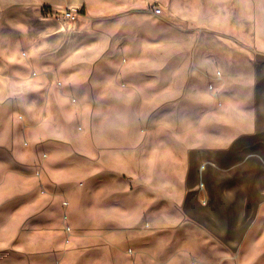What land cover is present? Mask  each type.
Returning <instances> with one entry per match:
<instances>
[{"label":"rangeland","instance_id":"374dc122","mask_svg":"<svg viewBox=\"0 0 264 264\" xmlns=\"http://www.w3.org/2000/svg\"><path fill=\"white\" fill-rule=\"evenodd\" d=\"M43 2L0 0V6L21 10L29 21L24 54L66 79L55 85L65 112L56 123L71 134L66 145L32 144L18 133L20 105L0 104V141L17 142V152L0 147V264H264L258 157L231 173L211 171L184 207L178 176L185 146L193 164L215 160L228 168L255 153L264 160L263 145L243 134L238 145L261 149L194 148L246 129L251 120L237 115L238 105L262 112L264 0H100L93 11L68 5L81 10L73 21L55 18L67 6ZM221 94L259 101L228 104L227 114L205 108L197 118V107L218 106L210 97ZM24 106L36 122L34 101ZM111 126L128 129L117 136L128 143L139 128L141 154L147 158L148 145L155 154L154 178L146 159L140 167L132 162L130 146L101 156V142L116 137L101 133ZM51 149L59 152L52 162ZM106 162L124 173L101 183ZM208 184L211 195L201 200L212 220L202 224L194 196L206 195Z\"/></svg>","mask_w":264,"mask_h":264},{"label":"crops","instance_id":"0c3cea01","mask_svg":"<svg viewBox=\"0 0 264 264\" xmlns=\"http://www.w3.org/2000/svg\"><path fill=\"white\" fill-rule=\"evenodd\" d=\"M43 3L50 4L54 7H63L68 5H81L88 9L89 11H93L95 7L102 6L103 4L100 0H42ZM130 3H134V0H130ZM107 6V4H104ZM0 104H19L21 110L25 113L22 114V119L19 120L18 133L22 136L23 140H31L32 144H36L37 141H42L43 143H58L59 145H66L67 140H69L70 131L66 128H63L60 124L56 123L60 112L65 117V112L62 108V102L60 99V95L55 89L56 81L64 82L66 79L61 77L59 73L56 72L55 67L54 70L50 69L48 66H44L43 64L35 63V60L29 58V54L23 51L22 48V38L26 35V31L28 29L29 21L25 19H21L19 14L21 10H14L6 5L0 6ZM84 20V19H83ZM54 21V20H52ZM43 23V21H41ZM79 23H81L79 21ZM83 23V21H82ZM43 25V24H41ZM264 31V30H263ZM263 52H264V36H263ZM58 54H60L58 52ZM61 54L63 57L70 54L69 50H62ZM67 61V60H66ZM32 71L36 72V76H32ZM69 76V74H68ZM27 87H35L34 92H31L32 89H29V92H23L22 88ZM210 101L212 103H217L218 106L212 107H197L199 111L197 113V118H204L205 114L203 110L206 108L211 115L218 114H227L230 111V107L228 104L234 103H251L253 99L255 102L259 101V96L255 95H247L242 96L238 94H221L219 96H211ZM263 99V109L262 112H258V106H252L248 104H244L243 106L238 105L236 109L237 115L245 116L251 120L249 122L248 127L244 129L242 132H238L235 136L230 137L225 142H215L209 146H204L203 141L196 145L194 148L200 151L203 150H213V151H250V150H259L261 147L259 146H241L238 145L240 135H246L248 139V143L251 145L260 144L263 145L264 151V61H263V96L260 97ZM35 103V113L37 115L36 122H33L31 113L29 110L30 106L28 103ZM203 99L197 100V103H203ZM182 102V101H181ZM207 102V100H206ZM26 103V104H24ZM14 108V106H13ZM196 109V108H195ZM67 111L66 113H68ZM263 114V139L260 137L261 132L260 128L262 122L260 121V115ZM214 117V116H212ZM54 127V128H53ZM128 129H124L123 127H104L102 129V134L110 135L116 137H110L105 139V143H102L101 156L108 155V153H112L114 150L118 149L119 145L130 146L127 149H130V154L132 162H135L137 167L143 166L140 164V161H145L148 166V178H154L155 176V154L150 152V146L147 148V158H144L143 154H141V141L139 138L140 130L139 128L131 129L130 133L134 137L128 143L122 138L117 137L120 134H127ZM198 132V131H197ZM109 137V136H108ZM17 142L14 139L8 144V142L0 141V147L9 150L10 152H17L16 149ZM5 146H8L7 149ZM144 147V146H143ZM126 149V150H127ZM193 147H191V150ZM188 150L187 146L184 149V157L179 160V172L178 176L180 178L181 184L183 185V194L179 201L180 207H184L188 205V200L191 198V195L194 191L197 190L198 186H201L204 180L209 179L210 175L213 174L211 171L215 173L218 171H228L231 173V170L237 166H242L248 161L251 162L250 157L257 156L258 159H255L257 167L264 166V160L259 154H246L244 158L238 159V161L229 165L228 168H222L215 160H206L201 161L200 163L193 164L191 159H189L186 155V151ZM105 151V153L103 152ZM50 160L58 158L59 152H54L51 149ZM129 155V154H128ZM49 157V155H48ZM47 157V158H48ZM106 157V156H105ZM103 157V158H105ZM168 156H165V160H167ZM50 162V163H51ZM169 162V161H168ZM106 167L104 170V175L101 176V183H110L113 178H119V174L124 173L119 168L114 167L111 163L106 162ZM172 163H169V165ZM206 164V165H205ZM139 172H135L134 175H140ZM148 183H150V181ZM194 182V185H189V182ZM201 194V193H200ZM210 189L209 184L207 185L206 195H198L194 196L197 214L195 219L197 221L202 222V224H206V222L211 218L212 212L207 209L205 206V202L203 199L210 197ZM201 197L203 199L201 200ZM155 197L151 195V202H149L151 208L155 207Z\"/></svg>","mask_w":264,"mask_h":264},{"label":"built area","instance_id":"2783aa9c","mask_svg":"<svg viewBox=\"0 0 264 264\" xmlns=\"http://www.w3.org/2000/svg\"><path fill=\"white\" fill-rule=\"evenodd\" d=\"M50 11V10H49ZM61 13H55V18H59L62 21H73L81 12L80 8L77 6H67L65 9L63 8ZM51 14V13H50Z\"/></svg>","mask_w":264,"mask_h":264},{"label":"bare ground","instance_id":"6f19581e","mask_svg":"<svg viewBox=\"0 0 264 264\" xmlns=\"http://www.w3.org/2000/svg\"><path fill=\"white\" fill-rule=\"evenodd\" d=\"M126 3H127V1H126ZM131 5H132V4H131ZM139 20H140V19H139ZM135 30H136V29H135ZM157 30H159V29H157ZM137 36H138V35H137ZM130 37H131V36H130ZM132 62H133V61H132ZM130 64H131V63H130ZM115 69H116V68H115ZM117 74H118V73H117ZM122 74H123V73H122ZM122 74H121V75H122ZM137 79H138V78H137ZM137 81H138V80H137ZM131 82H132V81H131ZM25 90H26V89H25Z\"/></svg>","mask_w":264,"mask_h":264}]
</instances>
